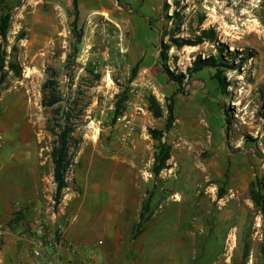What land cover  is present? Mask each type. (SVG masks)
Instances as JSON below:
<instances>
[{
  "label": "rangeland",
  "instance_id": "obj_1",
  "mask_svg": "<svg viewBox=\"0 0 264 264\" xmlns=\"http://www.w3.org/2000/svg\"><path fill=\"white\" fill-rule=\"evenodd\" d=\"M4 14L0 162L11 157L21 191L14 208L26 212L8 227L14 235L36 217L67 235L69 213L81 209L119 230L130 225V239L149 227L156 237V223L167 225L182 264H264V213L252 200L264 198V0H0ZM199 29L212 30L215 42L177 48L170 40L192 41ZM216 42L226 48L221 73L188 72L198 57L218 56ZM49 82L63 112L73 101L82 110L56 209L49 129L57 106H43ZM169 103L173 122L157 141L151 131L164 130ZM161 144L169 159L154 175Z\"/></svg>",
  "mask_w": 264,
  "mask_h": 264
},
{
  "label": "crops",
  "instance_id": "obj_2",
  "mask_svg": "<svg viewBox=\"0 0 264 264\" xmlns=\"http://www.w3.org/2000/svg\"><path fill=\"white\" fill-rule=\"evenodd\" d=\"M10 158L5 157L0 162V225H3L0 230V264H35L27 253L26 233L18 237L7 226L8 220L19 210L14 208V201L21 196L19 187L12 180ZM128 215L129 211H123L122 219L132 223L135 218L128 219ZM69 216L72 220L67 228V239L82 249L94 247L102 264H182L181 245L172 237L167 225L161 227L156 223L160 230L156 237L149 236V227L141 237L130 239V225L119 230L113 220L110 223L106 217H95L81 209H75ZM64 258L69 259L67 254Z\"/></svg>",
  "mask_w": 264,
  "mask_h": 264
},
{
  "label": "trees",
  "instance_id": "obj_3",
  "mask_svg": "<svg viewBox=\"0 0 264 264\" xmlns=\"http://www.w3.org/2000/svg\"><path fill=\"white\" fill-rule=\"evenodd\" d=\"M73 8L76 11L77 10V4L75 1H73ZM173 17L179 18L177 12H173L172 14ZM77 15H75V18ZM180 20V18H179ZM8 22H9V15L4 14L1 19H0V36L2 39L5 38L6 36V31L8 28ZM181 25L178 23L176 25V29L179 30V27ZM199 35L196 36L192 41L191 40H179L171 37V41L174 46L177 48H180L184 45H190V46H195L204 41V39H207L209 41H214L216 40L214 36V32L212 30H198ZM79 40V39H78ZM217 43V50H218V56L216 57H211L207 58L204 60H201L199 57L193 62L192 67L188 69V72L190 73H195L200 71L204 67H214V68H219L221 73V68L227 66L222 62L221 58V53H223L226 48L218 42ZM169 47L165 46L164 49H168ZM165 57V55H163ZM12 68L14 67L13 64L11 65ZM231 68V67H229ZM217 79L220 82V85L222 87H225L224 80L220 78L219 75L216 76ZM55 83L49 82L46 85V88H49L48 93L44 96L43 98V106L47 108H54L57 106L55 109H52L54 117V125L49 129L50 134L54 138V142L51 148L50 152V157H51V162H52V178L53 182L55 185V190L52 195V201H53V208L56 209L58 205L60 204L62 198H63V190L67 188V183H66V173L68 171V168L71 166L72 158H73V151L77 148V145L79 144V140L74 138V133L77 128V124L73 120L76 117H80L82 110H75V102H72V105H69L66 107L67 111L63 112L61 109L62 107L59 106L62 103L61 97L58 95L56 88H55ZM152 108L155 107V101L154 99H151L150 101ZM74 111V113H73ZM167 111L168 115L166 118V123L164 125V130L163 131H157V130H152L151 131V136L153 139L160 141V138L162 136V132H165L169 130V128L172 125L173 122V107L172 104L169 103L167 106ZM153 115L155 118H160L162 116V111L159 107H157ZM57 117L60 118L57 120ZM169 159V154L165 150V147L163 144L159 145L158 147V152L156 153L154 157V163L152 166V173L154 175L159 174V172L165 168L166 161ZM253 202L255 203L256 206L260 207V210L262 213H264V198L261 197L259 193H255L253 197ZM262 200V202H260ZM147 209V206L142 207L140 215H139V224L142 223L143 221V210L145 211ZM26 216V212L23 210H17L14 213V216L11 220L7 222V226L11 227L12 225H17L20 221L24 220V217ZM138 234V230L136 229L135 232L133 233L132 237L135 238Z\"/></svg>",
  "mask_w": 264,
  "mask_h": 264
},
{
  "label": "built area",
  "instance_id": "obj_4",
  "mask_svg": "<svg viewBox=\"0 0 264 264\" xmlns=\"http://www.w3.org/2000/svg\"><path fill=\"white\" fill-rule=\"evenodd\" d=\"M32 211L36 213L37 209ZM24 238L27 253L36 264H102L95 249L79 248L67 239L61 225L51 224L43 217L34 218Z\"/></svg>",
  "mask_w": 264,
  "mask_h": 264
},
{
  "label": "bare ground",
  "instance_id": "obj_5",
  "mask_svg": "<svg viewBox=\"0 0 264 264\" xmlns=\"http://www.w3.org/2000/svg\"><path fill=\"white\" fill-rule=\"evenodd\" d=\"M97 135H98V130L94 129V131L92 132L90 138L93 142L97 141Z\"/></svg>",
  "mask_w": 264,
  "mask_h": 264
}]
</instances>
